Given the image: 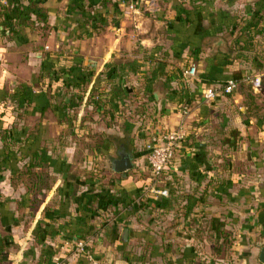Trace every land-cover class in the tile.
I'll list each match as a JSON object with an SVG mask.
<instances>
[{"label":"crops","instance_id":"crops-1","mask_svg":"<svg viewBox=\"0 0 264 264\" xmlns=\"http://www.w3.org/2000/svg\"><path fill=\"white\" fill-rule=\"evenodd\" d=\"M0 2V264H90L80 241L100 264H262L264 0H44L45 34ZM174 129L156 199L147 146ZM36 155L50 189L12 186Z\"/></svg>","mask_w":264,"mask_h":264},{"label":"built area","instance_id":"built-area-1","mask_svg":"<svg viewBox=\"0 0 264 264\" xmlns=\"http://www.w3.org/2000/svg\"><path fill=\"white\" fill-rule=\"evenodd\" d=\"M197 74V66L193 65L185 71V75L193 77ZM254 90H259L261 87V79H250ZM239 88V83L235 80H228L225 84L209 88L202 93V99L206 103H210L218 99L221 95H232ZM189 107H183V113L189 112ZM188 137L184 129L169 130L160 135H156L152 138L147 146L148 149V164L152 177V184L149 190L150 194L158 199L159 197H167L169 192L166 189L159 187L163 175L171 167L176 151L180 145ZM77 253L84 255L90 264H100L94 258V256L88 252L87 244L80 241L75 246Z\"/></svg>","mask_w":264,"mask_h":264},{"label":"trees","instance_id":"trees-1","mask_svg":"<svg viewBox=\"0 0 264 264\" xmlns=\"http://www.w3.org/2000/svg\"><path fill=\"white\" fill-rule=\"evenodd\" d=\"M28 1V9L31 10L33 12V14L37 17V20L31 23H34L36 25V27L40 28L42 30V32L45 34L48 31V26L46 24L45 21V16H47V11L45 9V7L42 5L44 3V0H26ZM1 6H3V4L0 2ZM17 11L20 14V10H15L14 8L11 9L10 13H4L5 15L9 16L11 15L13 12ZM25 11V10H24ZM27 17V18H26ZM25 18L28 20L31 19V16H26ZM251 91V92H250ZM252 90L251 88L248 90L247 95H246V99H247V107L249 109V106L251 107L255 101V95L252 94ZM222 96H230V95H221ZM92 99H98L95 100L93 103L95 104V106H99V101L101 99L100 95H94L92 94ZM183 103L185 104V106L189 107V101L188 100H183ZM35 163L30 164L28 166H26V169L20 171V173L18 174V176L16 175L15 177L12 178L11 183L12 186H17L19 183H25V184H30L31 185V190L37 189L36 191L38 193H42V191L44 190V188H49L50 189V176L47 175V173H39L37 174L36 172H34V168L38 167L36 166L37 164H42L43 167V161L41 159V157H39L38 155L35 156ZM161 197H159L160 199ZM157 204V203H156ZM148 206V202H140L139 208L138 210H144V208H146ZM158 206V205H156ZM229 242V240H228ZM223 246V245H222ZM221 246V247H222ZM219 251V249L217 250Z\"/></svg>","mask_w":264,"mask_h":264},{"label":"water","instance_id":"water-1","mask_svg":"<svg viewBox=\"0 0 264 264\" xmlns=\"http://www.w3.org/2000/svg\"><path fill=\"white\" fill-rule=\"evenodd\" d=\"M131 159L123 157L122 160L116 163L115 171L118 173H125L131 169ZM259 261L264 264V244L261 245Z\"/></svg>","mask_w":264,"mask_h":264}]
</instances>
